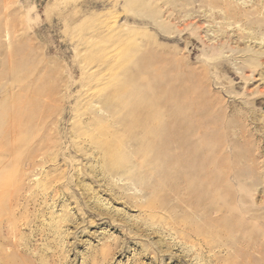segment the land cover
I'll return each instance as SVG.
<instances>
[{
  "label": "rangeland",
  "instance_id": "1",
  "mask_svg": "<svg viewBox=\"0 0 264 264\" xmlns=\"http://www.w3.org/2000/svg\"><path fill=\"white\" fill-rule=\"evenodd\" d=\"M205 1L0 0V264H264V14Z\"/></svg>",
  "mask_w": 264,
  "mask_h": 264
},
{
  "label": "bare ground",
  "instance_id": "2",
  "mask_svg": "<svg viewBox=\"0 0 264 264\" xmlns=\"http://www.w3.org/2000/svg\"><path fill=\"white\" fill-rule=\"evenodd\" d=\"M202 2H204L205 0H201ZM205 2H207V4H206V6L209 8V12H211L212 13V16L214 17V19L215 20H217V19H222L223 21H225L226 22V25L229 27H231V26H234V25H237L238 26V24H241V23H243V21H245V23H246V25H248L247 24V22H249L251 19L249 18L251 15H261V14H264V5H257L256 7H255V9H254V11L253 12H248V11H243V10H238L236 7H233L230 3H228L227 1H222V0H207V1H205ZM245 4H246V2H244ZM255 5V4H254ZM254 7V6H253ZM221 8V16H219L218 17V13L216 12V10L217 9H220ZM249 19V20H248ZM248 20V21H247ZM244 23V24H245ZM249 23H251V22H249ZM245 25V27H244V25H242L241 24V26H240V30H238V31H245V30H247V29H249L250 30V28H247V26ZM252 26V24H249L248 25V27L249 26ZM226 26V27H227ZM250 26V27H251ZM239 27V26H238ZM251 29H252V27H251ZM254 29V28H253ZM252 29V30H253ZM256 29V28H255ZM251 32H253V31H251ZM254 33V32H253ZM245 36V35H244ZM243 36V37H244ZM241 37H242V35H241ZM247 37V36H246ZM245 38V37H244ZM247 38H255L253 35H252V33H250L249 34V36L247 37ZM222 46V45H221ZM162 65V64H161ZM160 65V66H161ZM167 75V74H166ZM181 88V87H180ZM163 89V88H162ZM165 89V88H164ZM174 90V89H173ZM184 90V89H183ZM164 92V91H163ZM167 92H168V89H167ZM168 94H170V90H169V93ZM180 94V93H179ZM183 95V94H182ZM167 96H169V95H167ZM188 96V95H187ZM194 99H195V97H194ZM167 100V99H166ZM181 100V99H180ZM175 101V100H174ZM192 101V100H191ZM196 101V102H195ZM194 101V103H196L195 105H197L198 103H197V100H195ZM166 102H168V101H166ZM181 102V101H180ZM117 103V102H116ZM187 103V102H186ZM185 102H184V104L182 103V105H181V107H182V109L184 110V106L183 105H185L186 104ZM190 103V102H189ZM193 103V104H194ZM170 104V103H169ZM191 104H192V102H191ZM192 104V105H193ZM194 105V106H195ZM200 105V104H199ZM171 106V105H170ZM167 107V106H166ZM184 107V108H183ZM188 107H186V109H187ZM193 109L195 108V107H192ZM157 109V108H156ZM196 109H197V107H196ZM114 110V109H113ZM112 110V111H113ZM141 110V109H140ZM142 110H144V109H142ZM146 110V109H145ZM145 110H144V112H145ZM167 110V108H165V111ZM177 110V109H176ZM195 110V109H194ZM198 110V109H197ZM200 110V109H199ZM137 111V110H136ZM147 111V110H146ZM151 111V110H150ZM137 112H139V111H137ZM179 112V111H178ZM194 112V111H193ZM196 112V111H195ZM199 112V111H198ZM115 113V112H114ZM149 113V112H148ZM190 113V112H189ZM189 113H188V115H189ZM199 113H201V112H199ZM193 114V113H192ZM142 115H144V114H142ZM142 115H136L135 116V119H133V120H135L134 122H135V125H137V126H141L143 129H144V131L142 130V136H146L147 138H149V137H151V135H155V133L156 132H154L155 130H154V126H153V128H148L149 127V125H151V124H154V125H157L158 123H160L162 120H161V118L160 117H158V116H155V115H147V116H142ZM146 115V114H145ZM191 115V114H190ZM195 116H196V114H194ZM182 116V115H181ZM192 116V115H191ZM171 117H173V115L171 116ZM189 118H191L190 116H188ZM198 116H196V118H197ZM208 117V116H207ZM188 118V119H189ZM201 118V117H200ZM205 118V117H204ZM198 119H199V117H198ZM197 119V120H198ZM203 119V118H202ZM202 119L200 120L201 122H202ZM169 120H170V116H169ZM174 120V119H173ZM173 120H171L172 121V124L174 123L173 122ZM191 120H192V118H191ZM196 120V119H195ZM205 120V119H204ZM175 121V120H174ZM180 121V120H179ZM208 121V120H207ZM128 122H131V124H130V128H131V126H133L134 125V123L132 122V121H127L125 124H127ZM176 122V121H175ZM181 122V121H180ZM199 122V121H198ZM200 122V123H201ZM179 123V122H178ZM177 122H176V125L178 124ZM196 123L197 122H195V124L194 125H196ZM145 124V125H144ZM180 124V123H179ZM210 124V123H209ZM204 125V124H203ZM128 126V125H127ZM127 126H125V128H127ZM173 127L175 126V124L174 125H172ZM180 126V125H179ZM178 126V130H180V127ZM181 126H182V123H181ZM206 126V125H205ZM134 127V126H133ZM132 127V128H133ZM138 128H140V127H138ZM128 129H129V127H128ZM153 129V130H152ZM176 129V128H175ZM184 129V128H183ZM187 129V128H186ZM186 129H184V130H186ZM199 129H202V126L199 128ZM170 130H172V129H170ZM181 130H182V128H181ZM190 130V129H189ZM189 130L187 129V131L189 132ZM131 131V130H130ZM140 130H138L137 131V133L139 132ZM206 131V130H205ZM132 132V131H131ZM135 132V131H134ZM141 132V131H140ZM139 132V133H140ZM146 133L145 135L143 134V133ZM170 132V131H169ZM175 132V131H174ZM182 132H183V130H182ZM191 132H194V131H192L191 130ZM190 132V133H191ZM202 132H204V130H202ZM136 133V135H138ZM173 133V132H172ZM177 135H179L177 132H175ZM197 133H199V131L197 132ZM133 135H135V133H132ZM172 135V134H171ZM198 135V134H197ZM141 136V135H140ZM139 136V137H140ZM141 136V137H142ZM185 136V135H184ZM192 136H193V134H192ZM191 136V137H192ZM195 136H196V134H195ZM179 136H176V135H172V138L174 139V141H175V143L178 145V146H181V147H185L186 146V144H185V139L184 138H182V137H179ZM198 137V136H197ZM197 137L195 138L196 140V142H198V140H197ZM201 137V136H200ZM185 138H187L186 136H185ZM194 138V137H193ZM132 139H134V137L132 138ZM136 139H138V138H135V140ZM207 139V138H206ZM149 140H150V138H149ZM153 141H155V139L153 140ZM206 141H208V140H206ZM211 141V140H210ZM200 142H201V139H200ZM141 143H142V141H141ZM143 143H144V149H145V151H149L151 148H152V146H151V144H152V142H151V144L149 143V142H146V141H143ZM156 143V142H155ZM192 143H194V141L192 142ZM199 143V142H198ZM203 143V142H202ZM139 144V143H138ZM205 144H207V143H205ZM141 145V144H140ZM139 145V146H140ZM163 145H165V144H163ZM193 145V144H192ZM201 145V144H200ZM199 145V146H200ZM211 145V144H210ZM202 146H204L203 144H202ZM206 146V145H205ZM193 146H191L190 148H192ZM190 148H189V150H190ZM194 148V147H193ZM193 148H192V150L191 151H194L193 150ZM204 148V147H203ZM142 149V148H141ZM114 150V149H113ZM137 150V149H136ZM204 150V149H203ZM189 152V151H188ZM192 154L193 155H198V153H197V151H195V152H192ZM111 155V154H110ZM113 159L114 160H117V157L115 156V154H114V152H113ZM204 156H206V155H204ZM194 157V156H193ZM207 159V158H206ZM212 160V159H211ZM151 162V161H150ZM170 162V161H169ZM171 163V162H170ZM174 163V162H173ZM111 164H112V162H111ZM172 166H173V164H172ZM174 166H176V165H174ZM178 166H179V164H178ZM177 167V166H176ZM182 168H183V166H181ZM180 167V168H181ZM178 168V167H177ZM122 169V168H121ZM179 169V168H178ZM185 170V169H184ZM184 170H183V172H184ZM119 171V170H118ZM179 171H181V170H179ZM185 173V172H184ZM204 173V172H203ZM206 173V172H205ZM179 174V173H178ZM199 177V176H198ZM200 178V177H199ZM203 179V178H202ZM201 179V180H202ZM205 179V178H204ZM200 180V179H199ZM182 181H184V180H182ZM213 181V180H212ZM211 182V181H210ZM208 183V182H207ZM206 183V184H207ZM213 183V182H212ZM185 185H186V183H185ZM200 185V184H199ZM198 184H195V186H199ZM202 186V185H201ZM200 186V187H201ZM215 186V185H214ZM184 188H185V186H183ZM205 187H207L206 185H205ZM186 189V188H185ZM193 194V193H192ZM191 196H189V198H190ZM184 199V198H183ZM186 199H188V198H186ZM191 199H192V197H191ZM189 200V199H188ZM188 202V201H187ZM190 202V201H189ZM186 203V202H185ZM190 206H192V208H195L196 206H195V204L193 205V204H191ZM193 206H195V207H193ZM197 209V208H196ZM192 230V229H191ZM195 233H197V232H195Z\"/></svg>",
  "mask_w": 264,
  "mask_h": 264
}]
</instances>
